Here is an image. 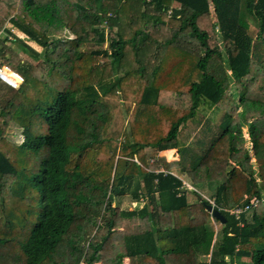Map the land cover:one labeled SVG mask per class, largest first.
I'll use <instances>...</instances> for the list:
<instances>
[{
	"label": "trees",
	"instance_id": "obj_1",
	"mask_svg": "<svg viewBox=\"0 0 264 264\" xmlns=\"http://www.w3.org/2000/svg\"><path fill=\"white\" fill-rule=\"evenodd\" d=\"M9 16L24 38L10 39L20 53L0 39V67L24 83L0 79L21 99L0 101V264H264V186L251 161L264 180V0H0V20ZM87 43L99 49L80 52ZM128 51L138 66L112 83ZM225 98L230 121L210 141L184 144L180 132L198 109ZM12 123L23 129L19 146L4 139ZM147 146L181 159L147 165ZM136 178L144 190L137 183L132 205L143 208L113 207Z\"/></svg>",
	"mask_w": 264,
	"mask_h": 264
},
{
	"label": "rangeland",
	"instance_id": "obj_2",
	"mask_svg": "<svg viewBox=\"0 0 264 264\" xmlns=\"http://www.w3.org/2000/svg\"><path fill=\"white\" fill-rule=\"evenodd\" d=\"M172 9L173 8H179V5L176 3L172 4ZM248 21L251 22L250 25V29L249 32L250 34H253L254 36L256 35L258 29L256 24H254L252 21V17L248 18ZM0 39L1 38H5L8 37L9 39L6 41L5 44H7V47H9V49H11V51H13V53H20L21 50L19 48L18 43L12 42L10 41V39H13L15 37H20V38H24L23 33H21L18 29H16L15 27L13 28L12 23H11V17H7L5 19H3L2 21L0 20ZM107 25V24H105ZM105 31H106V35L112 38H118V34H117V29L114 31H111L108 29L107 26H104ZM10 31V32H9ZM14 33V34H13ZM127 36H130L132 33L131 32H127ZM64 35L65 38L67 39H73L75 38V35L71 33V31L69 29H65L64 31ZM9 41V42H8ZM4 44V45H5ZM33 47H35V49L39 50L40 53H43V49L41 47H39L37 44L35 43H30ZM225 43L222 42V40L220 41V50L222 52V54L224 55V58H226V48L224 47ZM91 49H99L98 45L92 44V43H87L85 45H82L80 47V52H87L90 51ZM1 50V47H0ZM3 50V47H2ZM11 51H9V53H7V57H11ZM142 54L144 55H149L150 51H148V48L143 49ZM22 57H25V60L28 63H31L33 65H37V63H35V61L33 59H31L28 54H20ZM134 53H132L131 55H129V51L127 52L126 56V61L124 63H122V65H117L116 66V70L111 73V77H110V81L112 83H115L117 81V77H125V75L127 74L128 71H130L131 69H135L138 65L133 61V57H134ZM140 61H141V65H143L144 62V58L140 57ZM41 64V62H40ZM102 65V64H101ZM38 67V66H37ZM13 71V70H12ZM151 71V70H150ZM15 72V71H14ZM24 83V82H23ZM232 94L235 92V87H234V81H232ZM17 89V88H16ZM119 93V97H121V103L124 104V92L121 89H118L117 91ZM15 92L11 91L10 89H8L5 86H1L0 87V96H3L2 99H0V101H4V100H12L13 102H15L16 104L20 103L21 99L14 96ZM235 102L238 103V97H235ZM229 103L228 99H224L222 100L217 106H213L212 108L208 109V108H204L201 107L198 109L197 112V116H196V121H191L189 122L186 126H183L182 131L180 132V138L182 141H184V144H186L187 146H192L194 147L195 144L198 143V141L200 140V138H203V141H210L214 135H216L223 124H225L226 122L230 121V115H228L227 111L223 108V105H226ZM173 105V104H171ZM178 106V105H177ZM186 106V105H185ZM175 106L173 105L172 108H174ZM236 111L239 113L242 111V109L240 108L239 105L236 104L235 106ZM234 117H232L233 119ZM231 119V120H232ZM243 132H244V137L250 141V136L249 133L247 131L246 127H243ZM5 137L4 139L13 144V145H17L19 146L23 140H24V136H23V129L22 127L17 126V124L12 123L10 124L4 132ZM128 139H132L131 135L128 136ZM250 145V143L248 144ZM118 149H121V146H118ZM21 153V152H20ZM119 153H116L115 156V161H117V159L124 158V155H118ZM22 155V153H21ZM177 154L174 153V151L172 150H168V151H158V149L155 146H147L144 150V158L147 161V165H158L157 162L159 161V159L161 158H166L168 162L172 163L173 161H176L175 158H177L176 156ZM189 155V153H188ZM24 157V155H22ZM181 159V154L180 157L178 156V159ZM252 162L254 163L252 166L254 168L255 171V178H256V182L257 184L264 186V180L260 177L259 175V170L258 167L256 165V158L255 156L253 157L252 155ZM133 158H131L132 160ZM137 160V157H134V162ZM98 163L96 164V166H93V168L90 169V171L93 173V179L94 181L97 182V173L100 171V166L99 165V160H97ZM137 162V161H136ZM20 165H25V161L24 158H20ZM165 166L162 164H160L158 171H165L166 168H164ZM172 173L178 177H180L185 186L187 187V189L191 190L193 185L190 181V179L185 178V176L180 174V171L178 168H173L171 169ZM114 172V170H113ZM167 172V171H166ZM114 174V173H113ZM113 174L111 176V180H113ZM133 184L132 186L128 189L125 190V192L123 193V195L117 197L116 201L113 202V207H116L118 209H120V211L123 210H128V211H133L134 209L140 210L142 209L143 205L147 202H143L141 204H135L132 205V198H133V191L136 189V185L137 183H140V190L143 191L144 190V183L142 179H134L132 180ZM109 185H112V183H110ZM190 187V188H189ZM194 189V188H193ZM193 195V194H192ZM201 195L204 199L209 200L210 202L212 201V203L214 202V199L212 197V193L205 187L202 191H201ZM189 201L190 203H196L197 199L194 196H191V194H189ZM135 206L137 208H135ZM150 210H152V207H149ZM234 212V210H233ZM214 223V221H213ZM215 228L218 230L221 228V226H215ZM243 262H245L246 264H250L251 263V259L250 258H243L242 259ZM95 264H130V260L128 258H123V259H112L109 261H102L99 263H95Z\"/></svg>",
	"mask_w": 264,
	"mask_h": 264
},
{
	"label": "built area",
	"instance_id": "obj_3",
	"mask_svg": "<svg viewBox=\"0 0 264 264\" xmlns=\"http://www.w3.org/2000/svg\"><path fill=\"white\" fill-rule=\"evenodd\" d=\"M0 79L6 83L7 85L13 87V88H19L22 83L24 82V78L19 74L16 73L14 71H12L9 67L3 66L0 67ZM259 203L258 200H252V204L253 206H257ZM252 206V207H253ZM245 208H248V206H246ZM234 210V212H233ZM231 212L236 216H239V214L241 212H243L245 209L238 207L236 209H233Z\"/></svg>",
	"mask_w": 264,
	"mask_h": 264
},
{
	"label": "water",
	"instance_id": "obj_4",
	"mask_svg": "<svg viewBox=\"0 0 264 264\" xmlns=\"http://www.w3.org/2000/svg\"><path fill=\"white\" fill-rule=\"evenodd\" d=\"M207 209H208V211H211V212L213 213V216H214L216 219L221 220V221H223V222L225 221L224 216L221 214L220 211H218V210H213V207H212L211 205H208V206H207Z\"/></svg>",
	"mask_w": 264,
	"mask_h": 264
},
{
	"label": "crops",
	"instance_id": "obj_5",
	"mask_svg": "<svg viewBox=\"0 0 264 264\" xmlns=\"http://www.w3.org/2000/svg\"><path fill=\"white\" fill-rule=\"evenodd\" d=\"M166 151H168V150H165V152H166ZM172 151H174V153H176V154H177V155H176V156H177V158H175V160H176V159H178V151H177L176 149H172Z\"/></svg>",
	"mask_w": 264,
	"mask_h": 264
},
{
	"label": "clouds",
	"instance_id": "obj_6",
	"mask_svg": "<svg viewBox=\"0 0 264 264\" xmlns=\"http://www.w3.org/2000/svg\"><path fill=\"white\" fill-rule=\"evenodd\" d=\"M6 84V83H5ZM9 86V85H8Z\"/></svg>",
	"mask_w": 264,
	"mask_h": 264
}]
</instances>
